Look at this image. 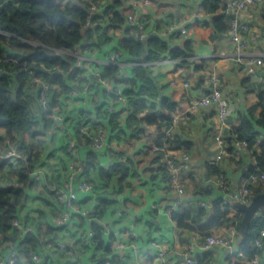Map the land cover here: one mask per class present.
<instances>
[{
	"label": "crops",
	"instance_id": "1",
	"mask_svg": "<svg viewBox=\"0 0 264 264\" xmlns=\"http://www.w3.org/2000/svg\"><path fill=\"white\" fill-rule=\"evenodd\" d=\"M112 1L114 0H103L95 25H106L107 18L103 16V11ZM120 1L121 5H117L116 9L127 8L125 14L132 9L136 14L143 16L156 31L153 35L161 37L170 47L183 46L187 39L180 34L167 33L169 27L188 25L190 31L188 40L191 42L192 54L187 58V65L181 64L179 59L168 57V51L160 53L162 59L147 63V74L156 87L157 95L139 96L148 110L157 115L164 112L160 103L162 98L179 101L184 113L170 111L171 120H159L161 131H168L170 138L180 143L178 147L166 143L160 146V149H154L157 143L152 129L137 133L134 128L128 127L125 128V133L111 131L110 142L117 146L119 162L123 169L120 168L121 174L114 175L109 186L100 191V194L107 198L108 205L99 223L103 229L105 227L112 229L122 237L133 238L135 235L141 252L139 255L132 252L113 253V261L108 260L104 264H186L183 257L186 242L179 243L174 240L177 222L168 210L176 203L179 205L178 208H196L199 200H206L210 207L204 208L205 212L200 217L204 222L212 213V201L222 194L216 186L218 175L221 172L226 174L234 188L245 176L252 161L250 153L244 151L240 160L225 157L216 161L219 144L214 136L219 130L223 134L229 133L239 124L240 116L258 103V92L264 89V68L258 67L255 73L248 74L231 61L233 44L228 31L215 32L202 21L210 19V15L206 14L203 8L205 0ZM220 1L216 13H223L224 3L228 0ZM134 2L136 5L132 8L131 4ZM206 16L209 19H206ZM240 20L248 24V29L242 32L245 49L263 53L264 1L248 6L241 12ZM160 31H163L164 35ZM128 36L129 31L125 24L111 25L105 36L101 37L105 39L103 44L93 45L84 55L94 63L101 64L112 50H118L123 54L119 77L132 76L136 62L124 48H121V42ZM212 74L219 78L222 97L229 104V114L224 122L219 120L215 104L195 110L189 108L192 96L201 95L211 88ZM184 79L190 81V88L182 85ZM106 94L107 90H100L97 96L107 98ZM67 104V111L74 115V109L78 106L77 101H70ZM263 108L264 106L256 108L255 118L260 116ZM90 123L100 124L105 128L108 126L110 129L107 122L97 116L91 118ZM47 126L45 128L51 125ZM70 127L62 132L47 134L46 129L39 125L35 128L37 132L35 136L29 137L26 134L20 138L26 139L30 144L34 141L39 142L35 169L40 171V179L32 181L26 188V196L18 209L19 218L25 224H34L37 232L44 231L66 242L64 249L52 250V259L45 264H89L93 257L103 252L98 246L86 243L88 235L82 217L78 216V219L66 229L57 230L48 222L57 205L50 187L66 177V141ZM5 133L6 129L0 127V137L5 136ZM261 136L264 138V129H261ZM80 142L76 154L90 159L92 153L87 150V141ZM259 149L260 142L256 145V150ZM3 151L1 148V156L4 154ZM168 153H172L178 162L189 165L181 174L183 193L175 191L168 183V171L165 167ZM94 163L95 160L91 163L94 169L93 176L100 179V171ZM10 169L8 166L5 167L1 171V176L5 178ZM239 210L238 204H233L228 214L234 216ZM119 212L122 213L120 216ZM240 231L242 234V228ZM151 240H156L157 246L152 245ZM160 246L169 252L168 260L165 262L155 257ZM25 257H22L18 264H29ZM223 260L222 250L216 248L212 253V264H223Z\"/></svg>",
	"mask_w": 264,
	"mask_h": 264
},
{
	"label": "trees",
	"instance_id": "2",
	"mask_svg": "<svg viewBox=\"0 0 264 264\" xmlns=\"http://www.w3.org/2000/svg\"><path fill=\"white\" fill-rule=\"evenodd\" d=\"M220 2V0L203 2L205 13L210 15V19L202 21L206 26L212 27L215 32H227L230 27L229 16L226 13H216ZM117 5H121L120 0H114L104 8L103 16L107 18L105 26L95 25L96 15L93 19L94 27L85 30L83 22L87 15V6L80 0L74 2L3 0L0 8V127L6 129L5 136H8L17 146L21 157L11 161L2 158L0 153V246L15 243L28 256L29 249L37 244L38 238L33 233H27L23 239L18 240L16 225H14V221L19 217V206L26 196V188L34 181L31 174L35 170V159L39 151V142L34 141L30 144L26 142V139L20 138L26 134L33 137L37 133L35 128L39 125L47 129L45 127L52 123L47 115L36 119L31 114L32 94L25 87L26 65L22 62L26 61L27 66L32 67L36 74L53 85L52 101H56L61 94L71 89L72 80L82 77V69L74 66L78 55L84 54L93 45L101 46L105 40L101 37L105 36L111 25L125 24L127 8L116 9ZM126 29L129 31V36L121 42V48H124L130 58L136 62L133 75L119 77V64L116 63L104 64L102 73L116 83H123L124 92L129 98L128 106L124 110L114 112H107L98 107L96 116L106 120L113 133H125L127 127L134 128L136 133L152 129L155 132L154 139L157 145L163 146L170 143L171 146L178 147L180 145L178 141L167 137L166 133L161 131L159 120H171L170 111L184 113V108L180 106L179 101L162 98L160 103L164 112L157 115L148 110L139 96L155 97L157 95L156 87L147 74V63L162 59L160 53L168 51V57L179 59L181 64L187 65V58L192 54L191 42L187 39L183 46L170 47L159 36L152 35L145 41H141L131 35L129 27ZM8 57L16 58V62L6 60ZM106 96L116 97L114 93H108ZM258 98V103L240 116L239 124L229 131L230 137H227L230 151L233 148V138L247 142V150L252 161L245 174L252 171H264V138L261 136V129H264V108L259 117L254 116L256 108L264 106V89L258 92ZM98 99L99 97L95 96L93 101L97 102ZM125 110L127 115L122 127L120 118ZM80 113L82 118L89 115V112L85 110H81ZM3 137H0V143ZM259 142L260 149L256 150ZM89 158V164L93 163L95 156L91 154ZM121 165V162H118L109 170L100 169V176L109 184L114 175L121 174ZM7 166L11 169L3 178L1 171ZM262 191L264 190L258 189L254 194ZM107 205V198L101 195L92 220L95 236L90 244L98 246L103 252L93 257L89 264L113 261L111 242L106 241L103 227L99 223ZM211 205L212 213L204 222L200 218L205 212L203 207H180L172 211V217L177 222L174 240L185 243L190 233L205 237L213 230L226 234L228 226L232 224L241 230L242 211L239 210L234 216H229L230 205H223L219 198L213 200ZM79 217L85 221L83 216L79 215ZM258 219V216L252 218L241 241V248L250 256L260 251L254 246L259 229ZM110 236L113 239L114 236ZM26 259L29 264H35L29 256ZM198 264H211L208 254L200 258Z\"/></svg>",
	"mask_w": 264,
	"mask_h": 264
},
{
	"label": "built area",
	"instance_id": "3",
	"mask_svg": "<svg viewBox=\"0 0 264 264\" xmlns=\"http://www.w3.org/2000/svg\"><path fill=\"white\" fill-rule=\"evenodd\" d=\"M67 1L74 2L77 0ZM80 1L87 6V15L83 22V28L87 30L94 27L93 19L98 15L97 13L103 5V0ZM263 1L228 0L224 3V6L222 5L224 8L223 13L229 16L230 27L228 33L233 44V54L230 56L231 61L248 74L255 73L258 67L264 68V52L258 53L245 49L242 32L248 29V24L240 20V14L248 6H253ZM2 5L3 0H0V8ZM131 5L134 8L136 2ZM125 26L130 28L131 35L134 38L141 41H145L156 32L143 16L136 14L132 9L125 14ZM160 32L164 35L163 31ZM189 32L188 25H172L169 27L167 33L180 34L189 39ZM6 60L16 62V58L14 57H8ZM122 60L123 54L118 50H112L108 58L101 64H96L92 60H89L86 55L79 54L74 66L82 69V77L72 80L71 89L61 94L54 102L52 101L53 85L39 74H36L32 67L27 66L26 61L22 62L26 65L25 87L32 94L31 114L33 118L41 119L44 115L48 116L52 123L46 129L47 134L62 132L68 126H71L66 141V177L61 182L52 184L50 187L57 205L51 218L48 219L49 225L57 230L66 229L81 215L86 219L87 244H90L95 236L92 220L94 219V213L101 197L100 191L109 185L102 177L100 179L95 178L93 176L94 169L89 164V159L86 156L77 155L76 152L79 149L80 141H87L86 146L88 148H86L88 152H91L95 156L94 166L99 171L100 169L109 170L120 161L116 144L110 142L112 132L108 126L105 128V126H101L100 124H91L90 121L91 118H95L98 107L107 112L127 108L129 98L124 92L123 83H116L113 79L104 76L102 73L104 64L109 63L119 64L120 72ZM219 84V78L215 74H212L211 88L201 95L192 96L189 108L195 110L215 104L217 106V116L221 122H224L229 114V104L222 97V90ZM182 85L185 88L191 87L188 79H184ZM100 90L114 93L116 97L102 98L100 96L98 101L94 102L93 100ZM70 101H77L78 103V106L74 109V115L66 109L67 102ZM81 110L89 112V115L82 118L80 116ZM126 115L127 110H125L120 118L122 127H124ZM164 132L170 138V133L168 131ZM227 137H230V134H223L221 130L215 132L214 138L219 144L216 161L225 157L240 160L243 157L244 151H248L246 140L233 138V148L230 151L228 149ZM0 147L4 149V154L2 155L4 159L14 161L21 157L19 149L8 136L3 137ZM160 148L158 145L154 146V149ZM165 167L168 171V183L170 186L175 191L183 193L184 188L181 183V174L182 171L189 168V165L178 162L172 153H168L165 159ZM31 178L34 180L40 179V171L35 169L31 174ZM216 186L222 193L218 198L223 205H230L231 207L233 204L238 203L249 204L256 190H264V171H252L245 174L235 188L226 174L221 172L217 177ZM196 205L203 208L210 207V204L206 200H199ZM178 206L176 203L170 207L168 212L172 213ZM121 214V212L118 213L119 216ZM256 216L259 217V222L257 223L259 229L254 246L260 251L254 255L250 256L246 254L241 248L244 233L242 232L241 234L236 225L232 224L228 226L226 234L213 232L204 237L200 234L190 233L183 251L184 262L186 264H198L200 258L208 254V258H210L212 264V253L216 248H219L222 250L223 264H264V208L258 210L254 218ZM14 225H16L18 240L23 239L27 233H33L38 238L36 246L28 251L29 259L35 264L48 263L52 259L51 254L54 248L60 250L66 247V242L63 239L54 238L52 235L44 233V231L37 232L34 224H25L19 217L14 221ZM103 235H105L107 242L110 240L114 254L132 252L139 255L141 252V247L137 243L135 235H133V238L122 237L116 231L106 227L103 229ZM110 235L114 236L113 239H111ZM150 243L157 246L156 240H151ZM2 246H0V264H18L20 259L26 256L25 251L17 247L15 243H9L5 247ZM168 254L169 252L160 246L155 257L165 262L168 260Z\"/></svg>",
	"mask_w": 264,
	"mask_h": 264
},
{
	"label": "water",
	"instance_id": "4",
	"mask_svg": "<svg viewBox=\"0 0 264 264\" xmlns=\"http://www.w3.org/2000/svg\"><path fill=\"white\" fill-rule=\"evenodd\" d=\"M205 18L209 19L208 16ZM238 208L243 212L242 232L244 233L256 212L264 208V191L254 194L249 204L238 203Z\"/></svg>",
	"mask_w": 264,
	"mask_h": 264
}]
</instances>
